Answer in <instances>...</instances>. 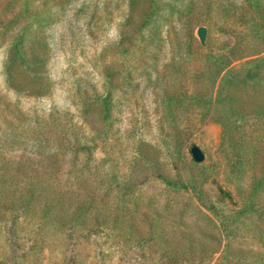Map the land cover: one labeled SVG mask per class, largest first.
<instances>
[{"label": "rangeland", "instance_id": "1", "mask_svg": "<svg viewBox=\"0 0 264 264\" xmlns=\"http://www.w3.org/2000/svg\"><path fill=\"white\" fill-rule=\"evenodd\" d=\"M236 42V68L264 54V0H0V186L61 206L0 208V264H264V157L228 141L264 148V93H236L242 134L219 123L236 118L213 67Z\"/></svg>", "mask_w": 264, "mask_h": 264}, {"label": "trees", "instance_id": "2", "mask_svg": "<svg viewBox=\"0 0 264 264\" xmlns=\"http://www.w3.org/2000/svg\"><path fill=\"white\" fill-rule=\"evenodd\" d=\"M238 48V43H234L231 46L226 47V51L220 54L219 62L221 63L220 67H213L216 70V75H220L223 71V75L220 78L219 86L222 87L223 92L226 96V101L229 109L231 110L230 115L234 116L236 119L233 121H225L221 117V127L223 128L224 133H243L244 125L236 123L239 117L244 116L240 110L235 108V103L238 102V97L236 93L239 90L244 91L247 95L248 92H253L254 95L256 92L264 93V54L250 58L241 63L240 67L236 68L232 66V62L235 59H241L243 56L234 57L233 54L236 53ZM188 51H191L192 54L199 53L196 47H193L191 43L188 45ZM22 48H20L19 44L13 43V45L9 49V55L5 61V73L6 79L9 84L14 85V73L16 67H18L20 63V56L22 55ZM23 57L25 54L23 53ZM23 60V59H22ZM205 94V92H204ZM250 94V93H249ZM203 95L201 88L197 86L193 87L191 92V97L196 99ZM210 95V94H207ZM211 97V95L209 96ZM100 112L102 113V118L107 117L109 112V101L108 98H103L100 102ZM88 112V110H85ZM257 116L264 118V104L260 105L257 111ZM225 116V114H224ZM218 121V120H217ZM229 146L234 151L237 160L240 164L245 163L247 160L246 155H244V151H252V152H260L261 156L264 157V148L260 146L262 141L254 140L253 142L257 143L255 145L251 144V148L247 145L248 142L242 137L238 139L229 138ZM252 142V143H253ZM246 147L250 148L247 149ZM254 163V160H253ZM261 163V162H260ZM262 175L259 178L260 183L264 184V163L261 164ZM162 180L168 186L179 185L182 188L188 187L187 184L181 181H172L171 179L161 176ZM4 185V184H3ZM223 194H226L223 192ZM16 198V201L13 198ZM54 199V200H53ZM17 203L18 206L22 207L24 211H31L38 216L44 218L47 214H49V209L52 207V213L58 214L61 210L60 201L58 197L52 198L48 194V192L38 185H29L26 189H20V192L17 193L16 189L9 190L8 187L0 186V208L6 209L7 205ZM73 207V205H72ZM209 209H213L212 206H208ZM79 203L74 205V208L70 212V215H75V212L78 211ZM56 218V216L54 217Z\"/></svg>", "mask_w": 264, "mask_h": 264}, {"label": "water", "instance_id": "3", "mask_svg": "<svg viewBox=\"0 0 264 264\" xmlns=\"http://www.w3.org/2000/svg\"><path fill=\"white\" fill-rule=\"evenodd\" d=\"M196 33H197L199 41L201 43H203L205 40V36H206V28L204 26H199L197 28ZM190 154H191V157L194 161L199 162V161L203 160L204 154H203L202 150L197 145H192L190 147Z\"/></svg>", "mask_w": 264, "mask_h": 264}]
</instances>
